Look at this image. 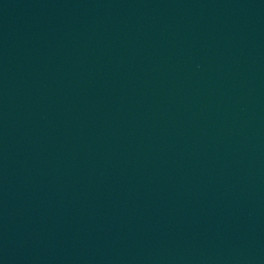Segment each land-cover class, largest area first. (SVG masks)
Instances as JSON below:
<instances>
[{"label": "water", "instance_id": "water-1", "mask_svg": "<svg viewBox=\"0 0 264 264\" xmlns=\"http://www.w3.org/2000/svg\"><path fill=\"white\" fill-rule=\"evenodd\" d=\"M0 264H264V0H0Z\"/></svg>", "mask_w": 264, "mask_h": 264}]
</instances>
